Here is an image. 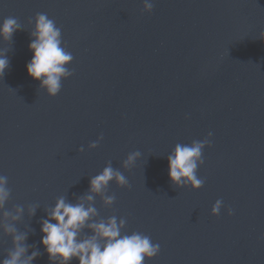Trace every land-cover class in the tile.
<instances>
[{
	"label": "water",
	"instance_id": "obj_1",
	"mask_svg": "<svg viewBox=\"0 0 264 264\" xmlns=\"http://www.w3.org/2000/svg\"><path fill=\"white\" fill-rule=\"evenodd\" d=\"M150 2L151 13L145 0H0V24L12 16L21 25L11 40L0 36L10 61L0 78V176L9 193L0 264L18 234L25 259L37 251L32 264H53L41 227L61 197L94 207L89 223L123 219L122 235L158 243L145 264H264V0ZM37 13L55 21L73 55L55 97L27 72ZM209 132L197 168L203 187L173 184L169 155ZM109 163L131 187L113 180L91 192ZM93 234L85 227L80 238Z\"/></svg>",
	"mask_w": 264,
	"mask_h": 264
},
{
	"label": "clouds",
	"instance_id": "obj_2",
	"mask_svg": "<svg viewBox=\"0 0 264 264\" xmlns=\"http://www.w3.org/2000/svg\"><path fill=\"white\" fill-rule=\"evenodd\" d=\"M145 11H153V3L145 0ZM35 31L32 33L34 39L29 48L33 53L31 61L26 65L29 76L40 81L41 87L47 88L52 97L61 91L62 78H67L73 73L65 65L73 60V55L62 47V31L57 27L55 21L47 14L37 13L35 17ZM21 25L17 18L9 16L0 24V36L5 40H11ZM10 61L0 55V78L3 79ZM212 133L203 141H194L191 145L177 144L174 153L169 155V178L173 184L184 186L191 185L193 190H199L204 185V180L198 178V162L204 164L203 149L211 147ZM100 140L103 139L101 134ZM99 141L93 142L90 147L96 148ZM83 151V149H81ZM139 152L132 153L124 161V167H129ZM115 180L120 187L130 188L127 178L117 169L108 164L102 173L94 176L90 181V191L101 193ZM7 177L0 176V208L8 199L9 193L5 187ZM87 201H92L93 196L88 195ZM115 197H106L105 203L112 204ZM223 201L217 200L212 207V215L219 216ZM19 211H23L20 209ZM35 214V208L31 209ZM97 211L94 207H85L83 198L80 203L72 204L61 197L56 206L48 213V218L42 221L41 231L42 244L44 245L49 259L53 264H71L73 259H78L79 264H145L146 259L151 260L160 252V245L153 244L151 238L142 233L134 232L131 235H122L121 228L126 223L123 219L117 222L116 217L100 223H89ZM228 214L234 215V210L229 208ZM52 221H55L53 223ZM88 227L94 234L81 239L82 230ZM12 232L13 229H7ZM26 236L18 234L14 236L15 251L10 257L4 259L2 264H32L39 255L33 251L25 259L28 251L22 243ZM103 241V243H101Z\"/></svg>",
	"mask_w": 264,
	"mask_h": 264
}]
</instances>
